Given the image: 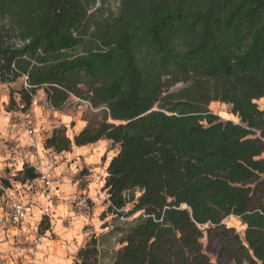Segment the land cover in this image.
Masks as SVG:
<instances>
[{
  "label": "trees",
  "instance_id": "trees-1",
  "mask_svg": "<svg viewBox=\"0 0 264 264\" xmlns=\"http://www.w3.org/2000/svg\"><path fill=\"white\" fill-rule=\"evenodd\" d=\"M113 1L0 0V82L24 78L9 106L17 96L25 111L41 90L55 111L71 97L99 111L72 139L54 128L44 146L117 147L106 212L131 203L137 217L111 264H264V0H116L115 11ZM72 264H101L94 238Z\"/></svg>",
  "mask_w": 264,
  "mask_h": 264
},
{
  "label": "crops",
  "instance_id": "crops-1",
  "mask_svg": "<svg viewBox=\"0 0 264 264\" xmlns=\"http://www.w3.org/2000/svg\"><path fill=\"white\" fill-rule=\"evenodd\" d=\"M12 87L13 84H3L0 82V177H2L6 170L16 168L17 171H22L25 166L23 161L14 159L8 155L4 149V144H13L27 148L34 142L41 149L43 137L40 130L42 128L48 129L51 133L54 128L63 127L65 130L70 131L71 136L69 137L72 139L87 124V121L82 119L80 111L68 112L65 109L55 111L46 102V108L34 104L30 108L35 117L36 134L30 138L26 135L20 115V105L16 96H14L16 105L13 107L9 106V93ZM108 142L100 140L94 144L72 147V150L64 153V156L57 153L53 166L49 163L48 157L41 154L40 170L42 172H51L52 175L63 179V183L59 188L60 199H53L49 202L43 194L38 193L37 201L28 207L26 218L19 228L6 229L0 227V243L4 242L7 246L22 244V248L27 253L32 239L37 233H40L39 225L42 218L45 217L50 227L43 233L45 237L38 251L36 262L38 264H70L66 263L68 261L67 241H69L68 237H71L69 233H73L71 225L75 227L78 222L77 218H75L78 214L73 211L71 204L73 199L81 192L77 191V183H68L67 181L71 179L62 177L61 174L67 170V163L73 161L74 158L78 161L87 160L88 157L92 161L103 158L105 146ZM92 150L95 152L94 156H92ZM27 158L30 163L29 166L36 165L37 161L35 157L28 155ZM109 161L110 158L106 162L105 168H107ZM83 163L85 162L83 161ZM35 184L33 182L20 183L18 189L6 188V190L16 199L26 201L29 195V188ZM26 256L25 254L23 257L25 264H27Z\"/></svg>",
  "mask_w": 264,
  "mask_h": 264
},
{
  "label": "rangeland",
  "instance_id": "rangeland-1",
  "mask_svg": "<svg viewBox=\"0 0 264 264\" xmlns=\"http://www.w3.org/2000/svg\"><path fill=\"white\" fill-rule=\"evenodd\" d=\"M116 2L117 1L114 0L111 4L113 11L116 9ZM97 5L98 4H96V6ZM23 83L24 78L18 79L16 83L13 84V89H19ZM179 87H181V85L176 86V88ZM255 103L260 110L264 111V98ZM34 104L46 108L45 97L41 90L33 97L31 105ZM64 109L68 112L80 111L82 119L86 121L95 122L100 120L99 111L90 109L86 104L81 103L75 97H71ZM209 110L214 114H217L222 120H233L236 122V119L230 113V107L228 105L219 102H212L209 105ZM39 120H41V118H39ZM66 135L68 137L71 136L70 131L66 130ZM116 152L117 147L112 146V144L108 142L105 146V154L103 158L92 161V159L88 157L87 160H83L85 163H83L82 160L78 161L74 158L73 161L67 163V170L61 174L62 177L64 176L71 179L67 181L68 183H77V191H80L81 193L74 199L82 198L84 196L89 197L87 199V208L83 209L75 207L72 201L71 205L73 211L78 214V216L75 217L78 222L75 227L74 225H71L73 233H69L71 237H68L69 241H67L68 261L66 263L72 264L75 260L77 251L94 238L100 252V263L111 264L115 251L120 247L118 242L122 236V232L125 231L131 225V222L137 217V214L131 216L127 214L128 210L131 208V203L127 205L123 215H113L106 212L107 194L103 188L106 177L105 165L109 158L111 159L112 155H115ZM64 153L66 152L59 154L64 156ZM94 153L95 152L92 150V156H94ZM19 172L21 171H17L16 168L6 170L2 177H0V187L5 189L12 188L13 190L18 189L22 180V175H20ZM3 180L7 181V186L2 183ZM134 194L135 197L139 195L138 192H134ZM224 223L226 227L234 228V230L243 237L245 227L242 226L236 218L228 217L225 219ZM48 227H50V225ZM203 241L205 243L206 239L204 238ZM22 247V244H19L18 246H7L4 242L0 243V264H25L23 257L27 253H25V249ZM210 257L213 264H217L215 257ZM36 261L37 255L35 256L33 264H38Z\"/></svg>",
  "mask_w": 264,
  "mask_h": 264
},
{
  "label": "built area",
  "instance_id": "built-area-1",
  "mask_svg": "<svg viewBox=\"0 0 264 264\" xmlns=\"http://www.w3.org/2000/svg\"><path fill=\"white\" fill-rule=\"evenodd\" d=\"M79 101L89 107L86 102ZM20 115L26 135L30 138L34 137L36 134V123L33 111L29 108L22 111ZM40 133L43 137V140L41 141V149L34 142H32L27 148L13 144H4V149L8 155L12 156L14 159L23 161L25 166L32 167L38 174V178L32 181L36 184L29 188V195L26 201L16 199L10 195L5 188L0 187V227L2 228H19L26 218L28 207L37 201L38 193L43 194L49 202L53 199H60L59 188L63 183V179L59 176L52 175L51 172H42L40 170V154L47 156L48 161L52 166L55 164V156L57 154L52 149L44 146V140L49 136L50 131L46 128H42ZM28 155L36 158V165L29 166ZM88 198V196H84L82 198L74 199L73 204L78 209L87 208ZM44 237L45 236L42 233H37L32 239L29 250L26 254L27 264H33Z\"/></svg>",
  "mask_w": 264,
  "mask_h": 264
},
{
  "label": "bare ground",
  "instance_id": "bare-ground-1",
  "mask_svg": "<svg viewBox=\"0 0 264 264\" xmlns=\"http://www.w3.org/2000/svg\"><path fill=\"white\" fill-rule=\"evenodd\" d=\"M262 100V99H261ZM261 100H259V101H261ZM37 256H38V253L36 254Z\"/></svg>",
  "mask_w": 264,
  "mask_h": 264
}]
</instances>
